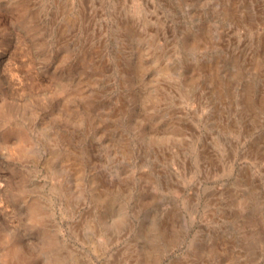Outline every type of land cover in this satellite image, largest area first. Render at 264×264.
Segmentation results:
<instances>
[{"label":"rangeland","instance_id":"rangeland-1","mask_svg":"<svg viewBox=\"0 0 264 264\" xmlns=\"http://www.w3.org/2000/svg\"><path fill=\"white\" fill-rule=\"evenodd\" d=\"M0 264H264V0H0Z\"/></svg>","mask_w":264,"mask_h":264}]
</instances>
